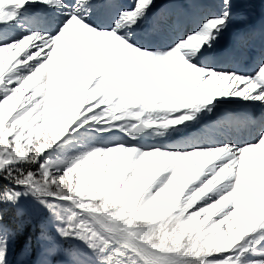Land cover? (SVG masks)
Returning a JSON list of instances; mask_svg holds the SVG:
<instances>
[{"label": "snow or ice", "instance_id": "1", "mask_svg": "<svg viewBox=\"0 0 264 264\" xmlns=\"http://www.w3.org/2000/svg\"><path fill=\"white\" fill-rule=\"evenodd\" d=\"M244 7L0 0V264H264Z\"/></svg>", "mask_w": 264, "mask_h": 264}, {"label": "rangeland", "instance_id": "2", "mask_svg": "<svg viewBox=\"0 0 264 264\" xmlns=\"http://www.w3.org/2000/svg\"><path fill=\"white\" fill-rule=\"evenodd\" d=\"M240 2L245 5H251V7H244L242 9L245 19L243 21H238L236 25H241V23H251L250 19L253 13L261 14V19H263V22H264V16L262 15V13L264 14V2H262V0H240ZM40 8H42L41 5L36 6L37 10ZM256 109L261 111V110H264V107L257 105ZM96 138L103 139V136H97ZM73 147L74 145H69L68 150H71Z\"/></svg>", "mask_w": 264, "mask_h": 264}, {"label": "bare ground", "instance_id": "3", "mask_svg": "<svg viewBox=\"0 0 264 264\" xmlns=\"http://www.w3.org/2000/svg\"><path fill=\"white\" fill-rule=\"evenodd\" d=\"M129 1H131V0H129ZM38 6V5H37ZM39 10V9H38ZM250 21H251V23H253V24H257V25H259V24H261V23H264L263 22V19H261V14H259V13H256V14H252V17H251V19H250ZM240 25H236L235 27H239ZM235 30V28L233 29V31ZM228 39H229V36L228 35H226V37H225V39L222 41V45L223 44H226L227 42H228Z\"/></svg>", "mask_w": 264, "mask_h": 264}]
</instances>
